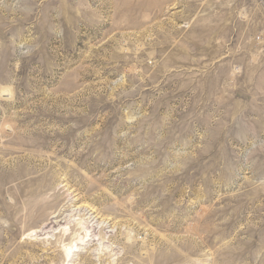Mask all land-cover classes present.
Here are the masks:
<instances>
[{
	"label": "rangeland",
	"instance_id": "rangeland-1",
	"mask_svg": "<svg viewBox=\"0 0 264 264\" xmlns=\"http://www.w3.org/2000/svg\"><path fill=\"white\" fill-rule=\"evenodd\" d=\"M0 264H264V0H0Z\"/></svg>",
	"mask_w": 264,
	"mask_h": 264
},
{
	"label": "bare ground",
	"instance_id": "bare-ground-1",
	"mask_svg": "<svg viewBox=\"0 0 264 264\" xmlns=\"http://www.w3.org/2000/svg\"><path fill=\"white\" fill-rule=\"evenodd\" d=\"M70 253H71V250L69 249V250H67V254L66 255H70Z\"/></svg>",
	"mask_w": 264,
	"mask_h": 264
}]
</instances>
